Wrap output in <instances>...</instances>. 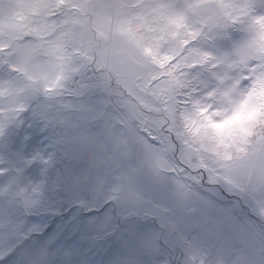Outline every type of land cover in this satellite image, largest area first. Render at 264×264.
<instances>
[{"label":"snow or ice","instance_id":"snow-or-ice-1","mask_svg":"<svg viewBox=\"0 0 264 264\" xmlns=\"http://www.w3.org/2000/svg\"><path fill=\"white\" fill-rule=\"evenodd\" d=\"M113 8L99 17L101 23L87 39L61 42L58 36H70V29H56L84 14L82 0H37L24 39L44 46L53 74L21 99L11 85L24 73L11 46L0 43V116L16 115L19 122L43 100L54 115L38 119L63 126L66 121L56 118L59 110L77 109L67 97L89 91L76 77L85 69L100 74L106 99L99 103L112 126L105 153L124 161L123 172L103 178L111 198L107 206L127 229L110 246V264H144L129 260L126 252L159 257L153 264H173L161 256L169 232L178 234L182 264H196L192 253L204 228L234 239L244 223L246 205L237 207L233 201L239 203L240 197L225 189L249 192L242 176L245 162L264 172V0H114ZM25 123L19 129L13 123L4 136L17 143L32 140L31 125L25 131ZM73 127L99 140L91 126ZM72 151L87 165L80 143L73 140ZM38 159L45 168L54 164V159ZM82 174L92 182L87 168ZM75 181L80 184V177ZM140 183H150V191H138L129 201ZM43 188L26 185L18 195L43 203ZM89 191L81 187V209H88ZM148 203L163 209V215L137 210ZM56 214L31 216L3 264H23L24 250L33 260L43 253L48 264H79L72 242L63 237L52 242L55 225L44 226ZM151 237L156 247L146 251L144 242Z\"/></svg>","mask_w":264,"mask_h":264},{"label":"rangeland","instance_id":"rangeland-1","mask_svg":"<svg viewBox=\"0 0 264 264\" xmlns=\"http://www.w3.org/2000/svg\"><path fill=\"white\" fill-rule=\"evenodd\" d=\"M244 2L258 3L259 0ZM36 3L37 0H0V43L11 46L15 53L12 58L24 73L11 85V91L19 92L21 99H28L34 94L37 82L53 74L52 65L43 55L44 46H35L24 39L26 22L32 16ZM82 3L84 14L69 17L66 24L56 29L57 32L65 27L70 29V36L65 37L63 32L58 36L61 42L65 39L75 42L87 39L101 23L99 17L114 11V0H82ZM76 80L88 86L89 91L79 97H67V100L77 105V109L59 110L56 118L66 121L63 126H50L38 119L54 115L49 113V102L43 100L32 104V110L19 122L16 121V115L0 116V170L6 173L5 176H0V264H3L25 235L22 229L25 223H30L29 218L35 215L45 216L53 210L57 214L50 217L44 225H55L56 231L50 239L52 242L60 237L70 240L79 264H110V246L127 231L125 225L115 219L114 213L108 208L107 201L111 198L103 183V178L124 170V161L120 155L105 153V144L112 136L111 123L99 103L106 99L100 91L105 86V80L92 69L83 70ZM3 87L7 89L9 85L3 84ZM111 111L108 109L109 113ZM13 123L17 129L20 123H25V131H29L27 125L30 124L32 140L26 138L17 143L10 137H5L4 131ZM85 124L92 127L99 140L89 138L84 131L73 127ZM73 140L83 146L87 165L73 153ZM41 157L54 159V164L43 167L38 159ZM85 168L93 178L91 183L82 174ZM77 176L80 177V184L75 181ZM242 176L249 186L248 193L234 188L225 189L230 195L240 197L239 203L233 201L237 207L240 203L247 207L237 238L221 239L211 227L204 228L199 247L192 253L196 264H264V172L245 162ZM97 177L102 179L97 181ZM5 181H8V185ZM33 184H44L43 203L18 195L23 186ZM82 186L90 189L86 210L77 206ZM138 191L149 192L150 183L136 184L127 199L135 200ZM213 193L218 195L214 190ZM137 210L163 215V209L158 210L150 203L140 205ZM166 236L168 238L164 243L167 247L162 248L161 256L172 260L173 264H182L178 234L169 232ZM241 243L244 245L243 249L239 247ZM234 244L237 245V250H233ZM155 247L156 237L145 240L146 251ZM125 255L133 262L142 260L144 264H153L159 258L139 252H126ZM22 256L23 264H48L43 253L36 260H33L27 250H24Z\"/></svg>","mask_w":264,"mask_h":264}]
</instances>
